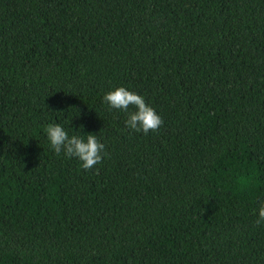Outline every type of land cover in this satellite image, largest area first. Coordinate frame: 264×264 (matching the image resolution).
Wrapping results in <instances>:
<instances>
[{"label":"trees","instance_id":"obj_1","mask_svg":"<svg viewBox=\"0 0 264 264\" xmlns=\"http://www.w3.org/2000/svg\"><path fill=\"white\" fill-rule=\"evenodd\" d=\"M261 203L264 0H0V264H264Z\"/></svg>","mask_w":264,"mask_h":264},{"label":"clouds","instance_id":"obj_2","mask_svg":"<svg viewBox=\"0 0 264 264\" xmlns=\"http://www.w3.org/2000/svg\"><path fill=\"white\" fill-rule=\"evenodd\" d=\"M104 102L111 109L127 110L129 106H135L136 111L129 114L125 121L128 128L136 132L145 134L150 131L156 132L163 125V119L157 114L155 109L145 102L140 95L125 87H117L115 90L107 92ZM50 145L56 154L62 151L67 157H77L82 162L81 167L86 170L94 168L101 163L108 153L105 151V144L101 143L95 135L89 133L86 140L82 137L68 133L60 124H49L45 129ZM264 223V203L259 207L256 224Z\"/></svg>","mask_w":264,"mask_h":264}]
</instances>
